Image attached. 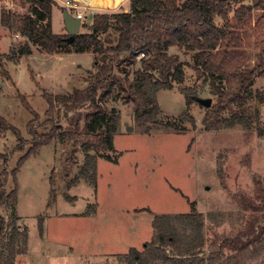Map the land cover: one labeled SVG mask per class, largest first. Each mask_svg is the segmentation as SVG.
Listing matches in <instances>:
<instances>
[{"label":"trees","instance_id":"16d2710c","mask_svg":"<svg viewBox=\"0 0 264 264\" xmlns=\"http://www.w3.org/2000/svg\"><path fill=\"white\" fill-rule=\"evenodd\" d=\"M21 1L28 5V12L0 9L2 26L11 36L26 39L17 46V53L30 55V42L46 54L90 50L92 70L82 88L44 93L47 108L41 115L19 95L32 116L26 124L27 137L0 114V131H10L17 139L8 153L0 151V203L11 212L8 222L0 217V264H15L16 255L27 249L26 230L14 224L16 172L21 164L40 147L57 140L65 148L60 158L63 176L67 177L77 163L75 154L82 148L79 172L84 175L90 171L94 178L98 156L90 151L112 149L118 127L114 110L106 105L108 99L120 97L130 103L133 122L144 128L143 132L158 124L157 93L173 88V81L180 80L184 72L179 55L170 53V47L192 52L197 78L208 84L214 95L202 117L206 130L236 125L251 129L254 124L261 131L259 110L251 101L256 98L264 103V92L252 88L255 76L264 73V46L251 54L244 46L248 37L245 28L264 16V0H129L127 8L93 13L90 22L82 16L81 31L72 41L67 40V32H53L55 0ZM13 51L14 47L9 53L0 51V76L8 80L5 60L12 59ZM180 91L186 108L177 118L195 126L189 106L197 101V91L190 87ZM165 126L181 131L175 121ZM127 129L134 130L132 126ZM15 156V166L8 170ZM254 184L253 196L240 195L236 213L209 212L203 216L192 208L187 213L154 215L152 239L141 250L130 248L129 253L136 264H264V177H255ZM205 218L216 225L230 222L239 226L209 237ZM41 221L39 217L40 227Z\"/></svg>","mask_w":264,"mask_h":264},{"label":"rangeland","instance_id":"374dc122","mask_svg":"<svg viewBox=\"0 0 264 264\" xmlns=\"http://www.w3.org/2000/svg\"><path fill=\"white\" fill-rule=\"evenodd\" d=\"M2 7L28 12V5L21 0H0ZM51 19L53 32L66 33L65 19L56 6ZM86 19L91 21L90 16ZM245 29L248 39L244 48L250 54L260 51L264 16ZM25 41L11 36L0 22V51L15 50L10 53L12 59L5 60L10 79L0 76V114L23 137H27L26 124L32 116L19 95L41 115L47 108L44 93L82 88L92 70L90 50L46 54L30 42V55L17 53V46ZM168 50L179 55L184 72L180 80L173 81V88L157 93L158 124L145 133L133 122L130 103L120 97L108 99L106 105L114 110L118 127L112 149L90 151L98 156L94 178L90 171L84 175L79 172L82 148L75 154L77 163L67 177L63 176L60 158L65 148L57 140L40 147L21 164L16 172L14 224L26 230L27 249L16 255L15 264H136L128 250H141L152 239L154 215L187 213L192 208L203 216L209 212L236 213L240 195L253 196L255 177H264V103L256 98L251 101L259 110L260 132L254 124L251 129L236 125L206 130L202 123L205 106L198 101L189 106L195 126L180 123L177 117L186 108L181 88H194L197 98L212 102L214 95L208 84L197 78L192 52L175 46ZM253 82V90L264 92V73L256 75ZM168 121L179 124L181 131L166 127ZM129 126L134 130L127 129ZM16 142L10 131H0L1 152L8 153ZM15 161L16 156L8 163V170ZM10 214L0 203V217L5 222L10 221ZM238 226L230 222L216 225L205 218L209 237Z\"/></svg>","mask_w":264,"mask_h":264},{"label":"crops","instance_id":"0c3cea01","mask_svg":"<svg viewBox=\"0 0 264 264\" xmlns=\"http://www.w3.org/2000/svg\"><path fill=\"white\" fill-rule=\"evenodd\" d=\"M58 5V9L62 11H67L72 16L76 17V14L85 16H91L97 11H114L121 7L127 8L129 0H55ZM70 2L67 4V2ZM66 29V26H65ZM79 31L81 29L79 28ZM67 32V30H65Z\"/></svg>","mask_w":264,"mask_h":264},{"label":"water","instance_id":"95a60500","mask_svg":"<svg viewBox=\"0 0 264 264\" xmlns=\"http://www.w3.org/2000/svg\"><path fill=\"white\" fill-rule=\"evenodd\" d=\"M63 19H65V26L67 33L69 34L67 40L72 41L74 39V34H76L79 31L80 28V23L81 19L78 17L72 16L70 13L67 11H64L63 13ZM197 101L204 106H209L211 105L212 100L210 98H197Z\"/></svg>","mask_w":264,"mask_h":264},{"label":"built area","instance_id":"2783aa9c","mask_svg":"<svg viewBox=\"0 0 264 264\" xmlns=\"http://www.w3.org/2000/svg\"><path fill=\"white\" fill-rule=\"evenodd\" d=\"M76 17H78L79 19H81L82 15L80 14H76Z\"/></svg>","mask_w":264,"mask_h":264}]
</instances>
